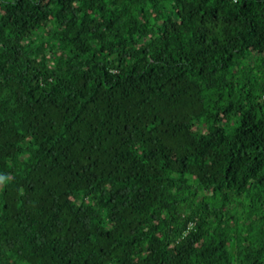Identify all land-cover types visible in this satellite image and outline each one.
I'll return each instance as SVG.
<instances>
[{"label":"trees","instance_id":"trees-1","mask_svg":"<svg viewBox=\"0 0 264 264\" xmlns=\"http://www.w3.org/2000/svg\"><path fill=\"white\" fill-rule=\"evenodd\" d=\"M0 264H264V0H0Z\"/></svg>","mask_w":264,"mask_h":264}]
</instances>
